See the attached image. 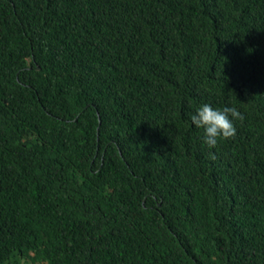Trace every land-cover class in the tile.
I'll return each instance as SVG.
<instances>
[{
	"label": "trees",
	"instance_id": "obj_1",
	"mask_svg": "<svg viewBox=\"0 0 264 264\" xmlns=\"http://www.w3.org/2000/svg\"><path fill=\"white\" fill-rule=\"evenodd\" d=\"M0 264H264V0H0Z\"/></svg>",
	"mask_w": 264,
	"mask_h": 264
},
{
	"label": "clouds",
	"instance_id": "obj_2",
	"mask_svg": "<svg viewBox=\"0 0 264 264\" xmlns=\"http://www.w3.org/2000/svg\"><path fill=\"white\" fill-rule=\"evenodd\" d=\"M189 118L196 129H202L203 145L213 148L218 139H229L236 134L234 122L243 120L244 114L235 106L213 107L209 103H202Z\"/></svg>",
	"mask_w": 264,
	"mask_h": 264
}]
</instances>
